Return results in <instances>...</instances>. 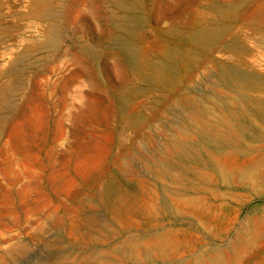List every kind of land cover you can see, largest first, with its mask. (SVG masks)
Wrapping results in <instances>:
<instances>
[{"label":"rangeland","instance_id":"374dc122","mask_svg":"<svg viewBox=\"0 0 264 264\" xmlns=\"http://www.w3.org/2000/svg\"><path fill=\"white\" fill-rule=\"evenodd\" d=\"M0 264H264V0H0Z\"/></svg>","mask_w":264,"mask_h":264}]
</instances>
